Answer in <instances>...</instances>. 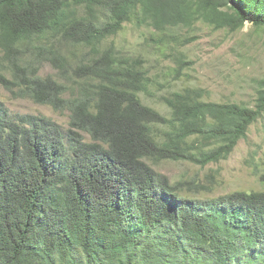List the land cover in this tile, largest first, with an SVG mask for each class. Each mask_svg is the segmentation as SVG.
I'll return each mask as SVG.
<instances>
[{
	"label": "trees",
	"instance_id": "1",
	"mask_svg": "<svg viewBox=\"0 0 264 264\" xmlns=\"http://www.w3.org/2000/svg\"><path fill=\"white\" fill-rule=\"evenodd\" d=\"M198 20L264 27V0H0V77L70 111L64 129L0 100V264H264V191L195 198L149 162L227 158L264 115V79L254 106L188 87L161 95L166 115L141 98L163 85L145 60L107 43L134 22L166 46Z\"/></svg>",
	"mask_w": 264,
	"mask_h": 264
},
{
	"label": "rangeland",
	"instance_id": "2",
	"mask_svg": "<svg viewBox=\"0 0 264 264\" xmlns=\"http://www.w3.org/2000/svg\"><path fill=\"white\" fill-rule=\"evenodd\" d=\"M173 33L178 41L160 46L154 28L132 22L107 41L116 43L127 56L143 58L150 76L162 82V86H157L158 94H141L144 103L169 115L161 95L196 87L204 91L207 101L255 105L260 81L264 79V27L246 22L242 28L230 30L198 20L176 27ZM12 70L9 57L0 45V75L13 79ZM56 72L50 62H45L40 70L44 76ZM0 100L14 115H41L64 129L70 126L69 110L37 102L17 82L6 83L2 77ZM149 162L173 183L183 182L184 193L195 198H217L235 191H264V115L227 158L208 163L157 158Z\"/></svg>",
	"mask_w": 264,
	"mask_h": 264
}]
</instances>
